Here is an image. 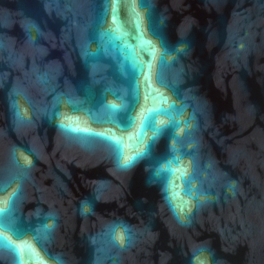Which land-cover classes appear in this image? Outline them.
I'll return each mask as SVG.
<instances>
[{"label": "water", "instance_id": "obj_1", "mask_svg": "<svg viewBox=\"0 0 264 264\" xmlns=\"http://www.w3.org/2000/svg\"><path fill=\"white\" fill-rule=\"evenodd\" d=\"M0 202V264H264V0H0Z\"/></svg>", "mask_w": 264, "mask_h": 264}, {"label": "snow or ice", "instance_id": "obj_2", "mask_svg": "<svg viewBox=\"0 0 264 264\" xmlns=\"http://www.w3.org/2000/svg\"><path fill=\"white\" fill-rule=\"evenodd\" d=\"M113 3L115 4H119L120 0H112ZM113 15H116L115 9L113 11ZM130 54V53H129ZM161 59H163V55H161ZM136 67L143 72L144 70V65L142 63H139L136 65ZM148 96H151V93H148V95L145 97V101H146V106H147V100H148ZM156 99H158L161 104L160 107L158 108H151V107H146V111L145 110H141V112L138 114L141 120V126H140V131L136 134L135 140L133 141V148H135L136 146H138L141 143H144L145 140V133H144V126L145 124H147L150 128V130L155 134V133H160L162 131V129L164 127H166L165 123L163 121L157 122L156 120V115L157 114H166V110L163 108V103L166 102V97L163 94H157ZM139 102V89L137 91V101L136 103ZM136 103H133L132 105L129 106V108L122 113L121 115V121L123 124V130H127V128L131 127L132 124L135 122V120L137 119V110H136ZM113 110L115 111H119L118 109H115L114 106ZM156 137L155 135L152 137H149V146L151 144V141L154 140ZM117 147H119L122 144V141H116ZM147 151V149L145 150ZM133 159H135V157H133ZM0 204H2V202H0ZM3 212L4 209L2 207H0V229L4 228V221H3ZM13 234L17 236V238H19V236L21 235V233L13 230ZM3 238L0 237V240H2Z\"/></svg>", "mask_w": 264, "mask_h": 264}]
</instances>
